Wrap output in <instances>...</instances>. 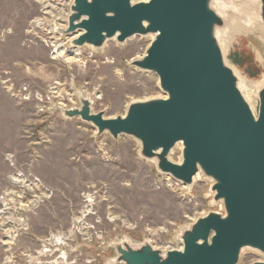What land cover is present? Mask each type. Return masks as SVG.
<instances>
[{
  "label": "rangeland",
  "instance_id": "374dc122",
  "mask_svg": "<svg viewBox=\"0 0 264 264\" xmlns=\"http://www.w3.org/2000/svg\"><path fill=\"white\" fill-rule=\"evenodd\" d=\"M218 1L229 11L225 59L257 113L261 11L254 20L247 5ZM72 2L0 0V264H113L114 245L125 241L167 253L183 249V232L200 218L225 215L204 174L185 186L142 157L135 138L98 135L93 124L63 116L61 108H80V95L107 119L166 96L155 73L132 65L149 36L95 49L57 33L68 27ZM180 157L176 151L170 159ZM256 262L264 255L243 250L239 264Z\"/></svg>",
  "mask_w": 264,
  "mask_h": 264
},
{
  "label": "water",
  "instance_id": "95a60500",
  "mask_svg": "<svg viewBox=\"0 0 264 264\" xmlns=\"http://www.w3.org/2000/svg\"><path fill=\"white\" fill-rule=\"evenodd\" d=\"M258 2L264 25V0ZM221 7L218 0H74L68 29H56L62 36L81 34L72 42L78 48L155 36L132 65L155 73L166 99L134 102L113 119L92 113L93 102L81 95L80 108L60 110L93 124L98 135L135 138L142 157L185 186L204 174L225 208V215L210 213L184 231L182 250L164 253L125 241L114 245L113 264H239L245 249L264 255V87L256 113L217 37V31L225 35L229 13ZM179 144L182 163L176 164L169 157Z\"/></svg>",
  "mask_w": 264,
  "mask_h": 264
},
{
  "label": "bare ground",
  "instance_id": "6f19581e",
  "mask_svg": "<svg viewBox=\"0 0 264 264\" xmlns=\"http://www.w3.org/2000/svg\"><path fill=\"white\" fill-rule=\"evenodd\" d=\"M235 1H236V2H239L240 4L247 5V6L252 10V12H253L254 20H256L257 18H259L258 12H259L260 5H259L258 0H235ZM136 2H139V1L136 0ZM146 2H147V1H146ZM72 3H73V2H72ZM220 12L224 15V14L227 13V10H226V8L221 7V8H220ZM256 16H257V18H255ZM251 17H252V16H251ZM252 19H253V17H252ZM67 25H68V23H67ZM65 26H66V25H65ZM65 26H60V28H61V29H64V30L68 29V27L65 28ZM80 36H81V34H77V35H75V36H73V37H71V38H69V39H70L71 42H73L75 39H78ZM217 37L219 38V40H220V42H221V45L223 46V43H224V40H225V35L222 34V32L220 33L219 31H217ZM149 38H150V40H151V44H152V42H153L154 39H155V36H154V35H151V36H149ZM106 44H107V43H106ZM105 46H106V45H105ZM150 46H151V45H150ZM60 55H64V56H65L64 51L61 52ZM144 57H145V55H144L143 57L138 58V59L135 60V61L142 60ZM73 59H74V58H73ZM135 61H133V62H135ZM133 62H132V63H133ZM241 87H242V85H240V88H241ZM244 97H245L246 101L250 104V101H249V98L247 97V95L244 94ZM166 98H167V96H164V97H163V99H166ZM250 105H251V104H250ZM252 109H253V111L255 112V109L253 108V106H252ZM182 150H183V146H182V144H179V145H178V146H177V147L171 152V155L174 154L176 151H180V152H181V157L179 158L178 162H176V164H181V163H182ZM171 155H170V156H171ZM169 159H170V157H169ZM170 161H171V159H170ZM171 162H172V161H171ZM201 174H202V173H200V174L197 175V177L195 178V181H198L199 178H201ZM184 189H185V188H184ZM88 202H91V201H88ZM55 239H56V238H55ZM56 242H57L58 245L62 244L61 238L58 239ZM179 250H182V248L179 249Z\"/></svg>",
  "mask_w": 264,
  "mask_h": 264
}]
</instances>
